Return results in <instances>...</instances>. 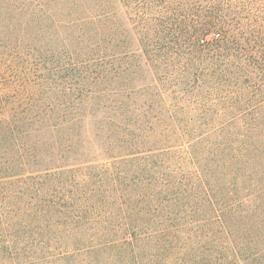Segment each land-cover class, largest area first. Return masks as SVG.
<instances>
[{
  "label": "trees",
  "instance_id": "16d2710c",
  "mask_svg": "<svg viewBox=\"0 0 264 264\" xmlns=\"http://www.w3.org/2000/svg\"><path fill=\"white\" fill-rule=\"evenodd\" d=\"M0 264H264V0H0Z\"/></svg>",
  "mask_w": 264,
  "mask_h": 264
}]
</instances>
